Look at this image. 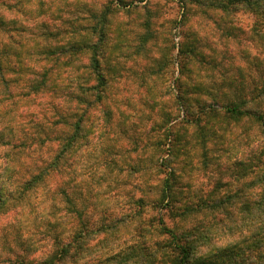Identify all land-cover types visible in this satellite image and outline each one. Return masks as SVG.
<instances>
[{"label": "clouds", "instance_id": "9594fccd", "mask_svg": "<svg viewBox=\"0 0 264 264\" xmlns=\"http://www.w3.org/2000/svg\"><path fill=\"white\" fill-rule=\"evenodd\" d=\"M0 264H264V0H0Z\"/></svg>", "mask_w": 264, "mask_h": 264}]
</instances>
